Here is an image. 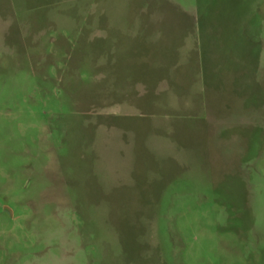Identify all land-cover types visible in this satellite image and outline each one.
I'll return each instance as SVG.
<instances>
[{
    "label": "rangeland",
    "instance_id": "1",
    "mask_svg": "<svg viewBox=\"0 0 264 264\" xmlns=\"http://www.w3.org/2000/svg\"><path fill=\"white\" fill-rule=\"evenodd\" d=\"M0 264H264V0H0Z\"/></svg>",
    "mask_w": 264,
    "mask_h": 264
},
{
    "label": "crops",
    "instance_id": "2",
    "mask_svg": "<svg viewBox=\"0 0 264 264\" xmlns=\"http://www.w3.org/2000/svg\"><path fill=\"white\" fill-rule=\"evenodd\" d=\"M146 11V10H145ZM155 12V11H154ZM145 14V13H144ZM143 14V15H144ZM147 15H148V20L149 21H156L157 19H158V16H157V14H154V13H147ZM136 18V21H141L142 19H141V17H139L138 16V18L137 17H135Z\"/></svg>",
    "mask_w": 264,
    "mask_h": 264
}]
</instances>
